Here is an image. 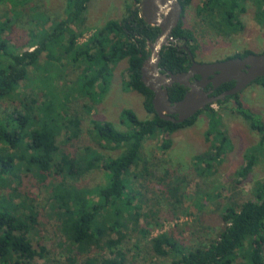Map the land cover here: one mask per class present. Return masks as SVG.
Segmentation results:
<instances>
[{
	"label": "trees",
	"instance_id": "trees-1",
	"mask_svg": "<svg viewBox=\"0 0 264 264\" xmlns=\"http://www.w3.org/2000/svg\"><path fill=\"white\" fill-rule=\"evenodd\" d=\"M26 1L28 7L21 5L22 0H0V5L13 4L12 17L1 19L0 16V107L2 102L9 103L3 115L0 109V264H40V259L48 262V249L34 237L42 224L37 206L28 198V192L34 188L47 190L50 194L53 216H56L59 232L70 248L67 264H78L80 255L87 256L82 264H127L126 254L117 248L127 238L123 232L130 230L131 221L135 223L134 231L139 230V212L145 202L144 194L133 186L142 183L144 187L147 180L157 175V165L152 163L157 156L154 154L151 160L145 157L146 142L192 127L201 115L206 114V136L213 140V150L194 158L196 172L204 176L227 150L232 149L231 140L223 129L221 112L223 109L228 111L227 104L232 101L236 104L235 113L259 136L258 145L246 155V164L238 175L246 178L252 173L258 155L264 153V122L254 110L244 106L241 94L213 103L181 124L161 119L156 113L154 93L143 83L142 70L151 57L149 46L156 43L162 30L149 25L142 17V0H128L126 14L120 20H109L84 43L79 40L87 31L85 22L93 0H70L63 19L40 10L39 3L32 4L34 0ZM249 1L203 0L198 17L205 29L231 38L245 30L242 15L247 12ZM252 1L257 5L255 20L264 26V0ZM179 2L183 16L173 36L183 40L184 45L171 43L164 47L160 58V67L174 74L187 72L192 65L184 46L189 47L194 58L199 49L194 33L186 28L183 20L193 0ZM18 28L29 30L26 45L30 50H21L4 37L5 33H16ZM250 54L256 53L247 50L228 59ZM44 55L47 64L41 66ZM122 61L128 63L125 89L144 97V108L151 117L142 120L134 111L124 109L121 122L126 130L93 119L89 134L95 143L102 150L125 151L117 157H105L90 147L80 151L79 144L84 139L83 116L85 112L91 115L94 106L102 100L108 91L114 66ZM68 65L82 67L76 78L77 87L68 91L65 100L56 97V101L48 102L55 91V81L64 78ZM32 69L42 71L44 75L38 74L31 80ZM255 83L264 87V78ZM235 85L234 81L223 84L212 95L219 96ZM187 91L179 84L169 88L171 102L182 100ZM64 131L67 132L65 135L62 134ZM70 144L77 149L78 155L66 149ZM171 145L172 141L165 139L161 149L168 150ZM100 168L107 172L105 185L80 190L73 184ZM22 174L35 181L25 192L22 191L25 185ZM160 181L170 198L181 203V188L169 183L166 177H161ZM14 182L16 187H12ZM6 190H11L7 197L3 194ZM252 196L253 199L241 204L233 202L226 206L221 214L223 228L206 243L190 249L173 236L162 233L150 240L152 251L157 256L170 257L171 264H234L240 257L242 264H264V182L254 186ZM136 199L140 204L135 205ZM142 230L148 238L149 232ZM113 234L118 235L117 240L111 238ZM106 247L115 254L114 257L90 256L94 250Z\"/></svg>",
	"mask_w": 264,
	"mask_h": 264
},
{
	"label": "rangeland",
	"instance_id": "rangeland-1",
	"mask_svg": "<svg viewBox=\"0 0 264 264\" xmlns=\"http://www.w3.org/2000/svg\"><path fill=\"white\" fill-rule=\"evenodd\" d=\"M22 1L24 5H21H27L26 7H28V2ZM127 1L93 0L89 6L87 21L85 22L87 31L80 38V43L86 42L88 38L95 34V31L103 27L109 20H120L126 14L125 5ZM69 2L70 0H34L32 4L39 3L40 10L47 11L57 19H63L67 15ZM202 5L203 0H193L183 19L186 28L191 30L197 39L199 46L197 57L195 58L197 62L214 63L223 61L247 50L257 54L264 52V26L255 20L257 5L252 0L247 4V12L242 15L246 26L244 32L231 38L218 36L202 26L198 17V9ZM11 8H13L11 2L0 5L1 19L13 16ZM28 33V29L18 28L16 33H9L10 35L5 33L4 37L9 40L10 44L27 51L31 49L26 45L29 39ZM171 43L180 46L184 45V41L181 39ZM46 64V55H44L41 66ZM127 69V61H122L114 66L108 91L101 97L102 100L94 106L92 114L87 115L84 110L81 111L82 114L84 112L85 114L82 125L84 139L79 144L80 151L85 147H90L101 152L105 157H117L125 151V149L102 150L89 134L93 127V119L102 123L110 122L118 130H126L127 127L121 122V113L124 109L134 111L142 120L151 117L144 108V97L138 92L125 89L124 82L128 80ZM81 71L82 67L68 65L64 78L58 82L55 81V91L47 101L54 102L56 97L60 101L65 100L68 91L76 86V78ZM38 74L44 75L42 71L39 73L34 69L30 70V79L34 80L38 77ZM28 87L31 89L32 86L29 84ZM240 94L244 106L254 110L264 122V87L261 84L254 83ZM75 106L78 109L77 105ZM214 107L218 108V105L214 104ZM227 107L228 111H223L226 109L221 111L223 129L231 140L232 149L227 150L215 164V167L204 176H200L196 172L194 158L204 153L209 154L213 150V140H208L206 136L208 131L206 114L201 115L197 123L192 127L146 142L144 155L148 160H151L154 154L157 156V159L152 162L157 165L155 170L157 175L147 180L148 182L144 183V187H142V183H137L133 186L137 191H141L144 194L143 199L145 202L139 212V230L134 231L135 223L131 221L129 224L130 230L123 232L127 234V238L117 248L123 254H126L127 264H171L172 259L170 257L157 256L152 251L151 244H149L152 238L162 233L173 236L190 249L202 242L206 243L207 240L215 238L224 226L221 214L226 206L229 203L236 202L241 204L246 200L253 199L252 190L254 186L257 183L264 182V153L258 155L259 160L248 177L241 178L238 175L240 169L246 164V155L258 145L259 136L250 130L245 119L235 113V102H230ZM8 108L9 103L2 102L0 107L1 115ZM66 133L64 131L62 134L65 135ZM165 139L172 141V145L168 150L161 149ZM66 149L75 151L74 153L78 155L77 149L73 148L71 144L67 145ZM166 171L168 172L167 176H165ZM24 176L22 174L25 184L22 188L23 192L27 190V186L30 187L31 183H35V181L29 180ZM161 177H166L169 183L181 188L183 194L181 203H176L166 193V188L160 181ZM12 179L14 180L15 178L12 177ZM106 183L107 172L104 168H100L73 184L80 190H91ZM11 184L12 187L17 186L15 182ZM10 191H3L4 196L7 197L11 193ZM49 196L50 194L47 190L39 188H34L28 192L29 201L31 200L30 202L37 206V210L41 214L40 222L42 224L34 235L35 241L41 242L49 251L48 262L45 259H40L39 263L67 264V259L71 256L69 254L70 248L65 242L63 235L59 232V222L56 216H53ZM90 199L98 201L96 197H91ZM136 204H140L138 199L135 200ZM142 229L149 232L148 238L144 237ZM111 238L117 240L118 235L113 234ZM114 251L116 250L114 249ZM114 255L106 247L104 250H94L90 256L114 257ZM86 257V255H80L78 264H82ZM242 263L241 257L234 262V264Z\"/></svg>",
	"mask_w": 264,
	"mask_h": 264
},
{
	"label": "water",
	"instance_id": "water-1",
	"mask_svg": "<svg viewBox=\"0 0 264 264\" xmlns=\"http://www.w3.org/2000/svg\"><path fill=\"white\" fill-rule=\"evenodd\" d=\"M140 9L142 17L149 25L160 27L162 30L156 43L150 44L151 57L142 70V81L153 91V106L161 119L176 124L184 123L209 105L240 94L256 81L264 78V52L250 54L244 58L199 63L188 46H184V49L192 61L189 70L178 74L165 72L160 67L161 53L164 47L176 41L173 32L182 20L183 7L179 0H143ZM196 76L200 79L192 81ZM233 81L236 83L233 89L219 96L212 95L214 90ZM175 84L186 87L188 91L182 100L172 103L169 98V88ZM209 84L213 89L207 91Z\"/></svg>",
	"mask_w": 264,
	"mask_h": 264
},
{
	"label": "flooded vegetation",
	"instance_id": "flooded-vegetation-1",
	"mask_svg": "<svg viewBox=\"0 0 264 264\" xmlns=\"http://www.w3.org/2000/svg\"><path fill=\"white\" fill-rule=\"evenodd\" d=\"M196 79H200V77L196 76V77H194V78L192 79V81H195ZM220 87H221V86H220ZM220 87H219V88H220ZM211 89H213V88H212V85L209 84V85L207 86L206 90H207V91H210ZM217 89H218V88H217ZM217 89L214 90V92H216ZM214 92H213L212 94H214ZM174 117H176V116L174 115Z\"/></svg>",
	"mask_w": 264,
	"mask_h": 264
}]
</instances>
